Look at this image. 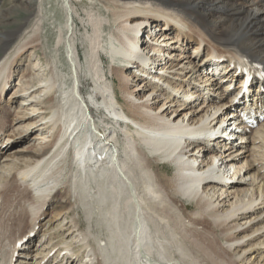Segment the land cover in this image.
<instances>
[{
  "label": "bare ground",
  "instance_id": "1",
  "mask_svg": "<svg viewBox=\"0 0 264 264\" xmlns=\"http://www.w3.org/2000/svg\"><path fill=\"white\" fill-rule=\"evenodd\" d=\"M17 2L29 15L0 32V98L29 48L40 73L0 106V162L18 159L0 212L20 204L0 264L30 255L46 206L66 223L34 264H264V0ZM56 2L64 22L44 34Z\"/></svg>",
  "mask_w": 264,
  "mask_h": 264
},
{
  "label": "rangeland",
  "instance_id": "2",
  "mask_svg": "<svg viewBox=\"0 0 264 264\" xmlns=\"http://www.w3.org/2000/svg\"><path fill=\"white\" fill-rule=\"evenodd\" d=\"M54 4L57 7V9H56V12L57 13L55 14V13H52V12H49V11L47 12V18H46L47 29H45L44 34H47L46 32L49 31V28L50 27L53 29L54 26H57L58 24L64 22V18H65L64 13L61 12V9L58 6V3L57 2L54 3ZM47 6L49 7V4H47ZM79 7H81V6L79 5ZM2 11L4 12V14H2ZM80 12L82 13V10H80ZM28 15H29V13L25 11V9L19 4V2H17V0H0V16L3 19L2 20L3 23L0 24V32H6L10 28L16 27L19 23L23 22ZM75 18H76V21L78 23L77 29H80L81 30V33L84 32L85 31V28H84L85 27V24L82 21V19H80L81 17H79V16L76 15ZM52 22H54V23H52ZM147 31L148 30H144L143 35ZM48 34H49V32H48ZM79 34H80V32H79ZM145 36H146V34H145ZM80 47H81L80 49H81V53H82V56H83V54H84V48H83L82 45H80ZM189 51H192V48H190ZM36 58H37V54L34 52V50L32 48H29L26 52H24V54H23V61H20V63H18V66L15 69V73H14V75L12 77L13 81H12L11 87L10 88H7L5 90V92L3 93V99L0 98V106H7L8 104H10L12 102V96H13L14 93H18L19 95H21V92H22L21 91L22 90V87H21L22 85L21 84L22 83L20 81H21V77H22V74L23 73H25L27 71L31 72L32 69H33L32 72H35L37 74L40 73V71L38 69L39 68L38 66H35V68H33V64L34 63H37ZM83 60H84V57H83ZM158 66L160 67L161 64L160 65H157V67ZM31 67H32V69L30 70ZM106 67H107L106 68V71H108V68H109L108 67V63H106ZM210 74H214V72L212 71V72H210ZM138 76H141V75H138ZM81 77H82L81 78V80H82V90H83V92H85V94L88 95V93H91L93 91L94 83L85 74H82ZM226 81H230V80H226ZM134 82H135L134 84H137L138 83L136 81H134ZM151 82L153 84L155 81L154 80H151ZM134 84H133L132 87H134ZM237 84H239L238 81H237ZM152 86L153 85H151V83H150L148 89H150ZM132 87H131V90L133 89ZM148 89H146L145 92H147ZM222 89H224V87ZM235 89H237V88H235ZM98 96H99V98H102L100 95H98ZM224 98H226V96H224ZM13 106H15V104ZM26 106L28 108L27 111H29V112H32V111L35 112L36 108L34 106L30 105V101L28 102V104ZM93 111H94V114L97 117V119L102 120V118L104 116V113L103 112H98L96 109H94ZM6 113H11L12 114L13 111L10 110V109H8V108H5L4 110H0V120L6 119V116L8 115ZM36 113H38V112H36ZM35 116H36L35 119H33L34 121H36L38 119L39 120L41 119L40 114H35ZM11 123H12L11 121L8 123L9 124L8 125V128H7L8 131L15 130L17 133H19V132L22 131V127L19 126V124H17L16 122H14L12 124ZM255 127H257V126H255ZM104 128H107V126H104ZM35 141L36 140H33L32 138H28L27 136H23V139L21 140V142L17 146H19V147L21 146V148L27 147L29 145H33L34 146ZM5 145L2 143L0 146L1 147H4ZM9 147H12V146H9ZM35 147L38 148V149L41 148V146H39L38 143L35 144ZM120 147L121 148L123 147L122 144L120 145ZM15 158L17 159V157H15ZM15 158H11V160H9V161H7V162H5L3 164L0 162V167L5 166L3 168V172H2V170L0 171V182H2L3 180H5V174L4 173H5L6 169H7V167H11L12 162L16 160ZM10 197H11L10 195H7V197H4L3 198L4 199V202L6 204L4 203L3 209L0 212V217L2 216L0 218V227H1V229L3 228L2 229L3 231L6 230L9 235H11L10 232H13V230L14 231L17 230L16 228L18 227V224L16 225V222H13L14 221L13 218H14V215L16 214V211L18 210V207L20 205L16 201L10 199ZM241 198H242V196H240V199ZM7 200H8V202H7ZM233 200H236V198H234ZM233 200H231V201H233ZM44 210H45V215H43V217L41 218V221H40V224H39L40 226L38 225L36 227V231H38L39 234H36L35 235V233H33L32 234L33 237H31V239L33 241H31L29 243V246H31L28 249V250H30L29 251V254L30 255L27 256V257L24 256V255L22 257H18V261H16V264H34L33 262H34L35 258H37V260H40L42 258V256H43V254L46 253V251H44L43 249H45V247H47L46 244L49 241V237L50 236L44 242V244L46 246L45 245H40L43 240L40 241V238H38V237L42 233L47 232L48 231L47 229H51V231H49V232L50 233H53L52 235H55V233L53 231H57L56 225L58 224V222H60L61 220H63V223H66V219H64V218L60 219L61 216H59V218L56 217V212H55L56 210L54 208H52V206L51 207L50 206H46L44 208ZM242 221L243 220H241V222ZM9 223H10V226L11 227L9 226ZM5 224H6V226H5ZM54 227H55V229H52ZM49 232H47L48 235L50 234ZM1 237H2V234H1ZM1 237H0V249H1V243H2ZM32 243H34V244H32ZM38 245H40V246H38ZM36 247H38V248H36ZM39 251L42 252V253L38 254L37 257H35L34 259H31L30 258L31 256L34 257L35 254L37 252H39ZM52 254H53V252L50 255H52ZM263 258L264 257H262L261 260H263ZM257 260H259V257H258ZM202 264H205V263L203 262Z\"/></svg>",
  "mask_w": 264,
  "mask_h": 264
}]
</instances>
